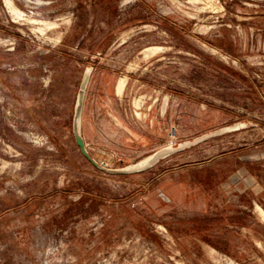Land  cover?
I'll use <instances>...</instances> for the list:
<instances>
[{"label": "rangeland", "instance_id": "374dc122", "mask_svg": "<svg viewBox=\"0 0 264 264\" xmlns=\"http://www.w3.org/2000/svg\"><path fill=\"white\" fill-rule=\"evenodd\" d=\"M261 209L264 0H0V264H264Z\"/></svg>", "mask_w": 264, "mask_h": 264}, {"label": "water", "instance_id": "95a60500", "mask_svg": "<svg viewBox=\"0 0 264 264\" xmlns=\"http://www.w3.org/2000/svg\"><path fill=\"white\" fill-rule=\"evenodd\" d=\"M92 66L86 67L84 70L81 83L78 89L77 98H76V104L74 108V114H73V122H72V131L75 138V142L78 145L81 154L98 170L103 171L105 173L109 174H126V173H133L143 170L148 163H150L153 159H155L161 152H156L148 157H146L144 160L138 162L137 164L128 165L124 167H109L99 160H97L89 151L87 148V145L85 143V139L81 132V120H82V114L84 109V101H85V94H86V88L88 84V80L90 77V74L92 72Z\"/></svg>", "mask_w": 264, "mask_h": 264}, {"label": "bare ground", "instance_id": "6f19581e", "mask_svg": "<svg viewBox=\"0 0 264 264\" xmlns=\"http://www.w3.org/2000/svg\"><path fill=\"white\" fill-rule=\"evenodd\" d=\"M11 7V11L14 13V14H16V15H18V16H20V15H22V12L20 11V10H18L17 8H15L14 6H10ZM36 21V20H35ZM261 211L264 213V211L261 209Z\"/></svg>", "mask_w": 264, "mask_h": 264}]
</instances>
